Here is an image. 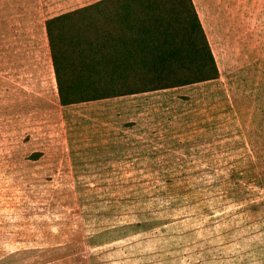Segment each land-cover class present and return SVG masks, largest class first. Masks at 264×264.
<instances>
[{
  "label": "rangeland",
  "instance_id": "374dc122",
  "mask_svg": "<svg viewBox=\"0 0 264 264\" xmlns=\"http://www.w3.org/2000/svg\"><path fill=\"white\" fill-rule=\"evenodd\" d=\"M0 0V264H264V0H193L219 78L60 104L45 21Z\"/></svg>",
  "mask_w": 264,
  "mask_h": 264
},
{
  "label": "trees",
  "instance_id": "16d2710c",
  "mask_svg": "<svg viewBox=\"0 0 264 264\" xmlns=\"http://www.w3.org/2000/svg\"><path fill=\"white\" fill-rule=\"evenodd\" d=\"M62 106L216 80L193 0H100L45 21Z\"/></svg>",
  "mask_w": 264,
  "mask_h": 264
}]
</instances>
